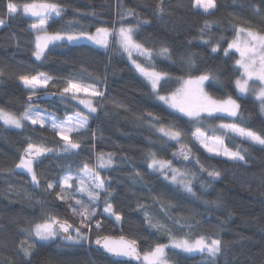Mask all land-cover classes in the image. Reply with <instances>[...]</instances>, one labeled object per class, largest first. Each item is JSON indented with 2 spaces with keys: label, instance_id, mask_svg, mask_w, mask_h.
Returning <instances> with one entry per match:
<instances>
[{
  "label": "trees",
  "instance_id": "16d2710c",
  "mask_svg": "<svg viewBox=\"0 0 264 264\" xmlns=\"http://www.w3.org/2000/svg\"><path fill=\"white\" fill-rule=\"evenodd\" d=\"M58 2L64 5L65 12L49 21V32L66 28L69 21L75 30L91 33L102 26L139 25L135 35L138 41L156 50L166 46L171 53L170 58L154 54L156 70L171 77L161 82V95L179 86L177 77L187 79L210 72L214 78L206 81V92L217 99L230 95L241 107L237 117L202 115L199 120L189 119L155 101L151 86L125 54L116 50L114 40L108 48L86 42H56L49 45L44 58L36 60L32 54L35 35L30 29L36 19L22 12L13 18L0 15L5 20L0 28V69L4 71L0 76V108L16 115L23 113L31 93L18 77L43 72L57 84L52 87L50 82L44 89L57 93L56 99L41 102L44 107L60 119L77 111L89 116L88 130L70 137L81 142L80 149L68 153L62 150L64 141L48 126L24 122L17 129L0 121V264H127L102 253L95 247V240L98 236L123 235L135 239L141 252L156 243L168 244L164 231L149 226L145 210L153 221L159 219L177 236L190 232L193 237L205 235L222 241V251L215 259L206 253L188 255L170 249L171 264H264V147L229 134L224 138L229 149H247L246 162H235L210 155L192 137L197 127L212 134L210 129L222 123H237L264 135V113L258 102L235 87L240 77L235 66L238 54L230 50L226 56L223 51L234 37L233 25L264 32V0H215L216 8L208 14L195 9L194 0H163L162 14L157 12L160 0ZM7 3L0 0V13L6 11ZM128 9L135 14L121 21V13ZM205 21L213 23L202 34ZM218 41L220 49L212 52ZM134 58L144 63L143 57ZM189 58L194 65L189 64ZM69 78L94 84L104 92L102 98H92L95 113L82 111L80 103L70 95L62 99L59 88ZM161 124L179 129L180 141L169 140L157 131ZM29 142L52 149L36 160L38 186L31 182L29 174L15 167ZM181 145L190 149L188 160L173 156ZM102 152L113 154V166L99 172L109 185L110 202L122 215V222L117 223L103 212L101 201L107 195L103 193L93 218L102 223L101 230L93 229L87 239L73 244L60 237L49 242L29 241L35 247L32 255L25 257L19 247L25 241L24 229L42 222L46 214L80 226L79 217L72 214L68 203L57 199L59 187L46 186L48 182L57 183L67 170H78L85 163L94 167L96 155ZM151 152L159 159L171 160L173 167L194 174V194L149 168ZM201 167L205 170L201 171ZM208 171H218L220 176L212 179ZM177 220L191 228L177 225Z\"/></svg>",
  "mask_w": 264,
  "mask_h": 264
},
{
  "label": "snow or ice",
  "instance_id": "6c2138e0",
  "mask_svg": "<svg viewBox=\"0 0 264 264\" xmlns=\"http://www.w3.org/2000/svg\"><path fill=\"white\" fill-rule=\"evenodd\" d=\"M162 4L163 0H160V3L157 5V12L160 14L164 12ZM193 7L203 9V12L208 14L216 8V3L215 0H194ZM20 12L35 18L37 21L30 25L31 31L35 33V49L32 54L36 60L44 58L49 45L59 41L75 42L86 39L96 45L108 48L114 40L119 48L127 54L135 69L150 84L156 98L169 108L193 120L201 119L202 114H206L209 117L217 113H224L230 117L238 116L241 106L236 99H233L230 95L223 99H217L205 91V82L214 78L210 72H204L194 77L189 76L187 79L177 77L176 82L180 86L171 94L161 95V82L167 81L171 77L167 72L156 70L154 54L170 58L171 53L166 46H161L156 50L146 47L144 43L138 41L135 35L139 25H125L121 23L119 28L102 26L97 27L95 32L91 33L84 29L75 30L72 27V22L69 21L66 28L49 32V21L56 17H61L65 12L64 5L59 3L58 0H26L24 3L8 0L6 11L0 13V15L13 18ZM134 14V10L132 9L124 11L121 13V21L125 17L133 16ZM145 22L147 23V21ZM4 23L5 20L0 19V26L4 25ZM212 23L211 21H205L203 28L200 29L201 33L203 34L208 31ZM233 31L234 37L228 42L227 48L223 49V51L226 56L230 54V50H235V53L239 54V58L235 60V66L240 72V77L235 80V87L242 95L251 93L258 102L260 112L264 113V32L245 28L238 24L233 25ZM200 38L203 39V35ZM205 43H208V41H205ZM219 49L220 42L218 41L212 46L211 50L212 52H217ZM137 56L143 57L144 63L138 62L134 58ZM194 63L189 58V64L194 65ZM3 75L4 71L0 69V76ZM18 79L30 90L29 101L32 100V96L36 95L37 90L47 88L50 82L52 87H57L53 77L43 72L36 73L35 75H20ZM250 81L259 82V87H252ZM81 93L85 94L84 98L80 97ZM59 94L61 96L70 95L72 99L78 100L88 110V113H95L97 111L92 98H102L104 96V92L96 88L94 84L84 83L74 78L66 79L63 82V86L59 88ZM148 115L154 120H159V117H153L152 113ZM0 121H3L5 125L17 129L22 128L26 121L31 122L32 125L48 126L55 135L64 141L62 150L68 153L80 149L81 142L70 137L73 133L80 134L88 130L89 116L77 111L70 116H66L64 119H60L52 113H44L29 104L20 115L0 108ZM157 131L169 140L177 142L180 141L182 136V132L174 125L165 126L161 124L157 128ZM214 132H219L221 135L208 136L197 127L192 132V137L207 152L213 153L216 156L226 157L230 161L246 162L245 153L247 149H229L224 143V138L229 134H233L235 137H239L241 140L247 141L252 145L264 147V135L241 127L237 123L219 124L214 129ZM92 135L95 138V133ZM51 151L52 149L43 145L29 142L23 150L19 163L15 167L29 173L31 175V182L38 186L40 179L33 167L34 161ZM173 156H181L184 160H188L190 149L181 145L178 152L173 153ZM149 158V168L161 172L164 174L165 179L179 185L188 193H193L192 180L195 178L194 174L190 175L187 171L173 167L171 160L159 159L154 152L149 153ZM96 159L97 165L95 167H90L85 163L75 175L69 171L57 183L48 182L46 186L47 189L59 187V191L56 192L57 199L68 203L72 214L79 217L80 226L75 227L67 220H61L57 216L46 214L42 222L34 223L30 228L24 229L27 233V238L21 242L19 247L25 257H30L35 247L34 243L29 242L30 238L38 241H49L60 237L65 241L77 243L87 239L88 233L93 229L97 231L101 230L103 227L102 223L93 218L97 215L96 205L103 193H107L104 196L103 212L110 217H115L117 223L122 222V215L114 209L113 204L110 202L112 193L109 191V185L98 171V169H107L113 166V154L98 153ZM204 170L201 167V171ZM208 176L216 179L220 176V173L218 171H208ZM77 193L81 194V196H86L88 202L85 203L83 199H77ZM73 200L75 201L74 204L69 203ZM161 206L164 207L163 204ZM139 207L143 208L144 206L139 205ZM144 215L150 227L164 231L168 235V244L156 243L153 247L141 252L135 239H128L123 235L119 237L106 235L98 236L95 240L96 245L112 256L134 258L140 261V264H171L168 256L170 249L188 254L206 253L213 259L222 251V241L219 238L207 237L205 235L193 237L190 232L177 236L170 229H167L165 225L160 224L158 221L154 222L147 210H145ZM176 224L181 227L187 226L191 228V225L182 224L180 220H177ZM73 230L75 234H73Z\"/></svg>",
  "mask_w": 264,
  "mask_h": 264
},
{
  "label": "rangeland",
  "instance_id": "374dc122",
  "mask_svg": "<svg viewBox=\"0 0 264 264\" xmlns=\"http://www.w3.org/2000/svg\"><path fill=\"white\" fill-rule=\"evenodd\" d=\"M196 9V8H195ZM198 10H200L201 12H203V9H198ZM0 28H1V26H0ZM95 32V31H94ZM93 32V33H94ZM34 35H35V33H34ZM35 39V38H34ZM59 42H61V41H59ZM64 42H68V41H64ZM79 42H86V44L87 43H89V44H92V45H95V46H98L99 48H104V47H101V46H99V45H96V44H94V43H92L91 41H88V40H86V39H82V40H79V41H75V42H68V43H79ZM114 46H115V48H116V50L119 52V53H124L120 48H119V46L115 43V41H114ZM47 50V49H46ZM233 51H235V50H233ZM125 54V56L128 58V56H127V54L126 53H124ZM238 54V53H237ZM238 58H239V54H238ZM132 63V62H131ZM138 74L140 75V73L138 72ZM141 76V75H140ZM143 77V76H142ZM144 78V77H143ZM145 79V78H144ZM148 83V82H147ZM206 83V82H205ZM149 84V83H148ZM150 85V84H149ZM179 85V84H178ZM250 85L252 86V87H259V82H251L250 81ZM180 86V85H179ZM179 86H177L175 89H174V91L179 87ZM204 88H205V85H204ZM44 89H46V88H44ZM44 89H39V90H44ZM29 90V89H28ZM39 90H37V91H39ZM30 91V90H29ZM174 91H172V92H174ZM206 91V90H205ZM171 92V93H172ZM31 93V92H30ZM171 93H169V94H171ZM166 95V94H165ZM168 95V94H167ZM245 95H248V96H250V97H252L253 99H255L254 98V96L251 94V93H249V94H245ZM80 97L81 98H84L85 97V94H83V93H81L80 94ZM155 97V101L156 102H158V103H160V104H162V105H164V107H166V108H168V109H170V110H172V111H175V112H177L176 110H174V109H171V108H169L167 105H165V104H163L161 101H159L157 98H156V96H154ZM70 98H71V96H70ZM62 99H64V96H62ZM72 99V98H71ZM72 100H74V99H72ZM76 101H78V100H74V102H76ZM79 102V101H78ZM81 105V104H80ZM29 106V104L27 105V107ZM31 106L33 107V108H35V109H38V110H41V111H43L44 113H52V114H54L53 112H51L50 110H48L46 107H44L41 103H34V104H31ZM26 107V108H27ZM80 109H82V111H85L86 112V108H84V106L83 105H81V107H80ZM179 113V112H178ZM73 114V113H72ZM72 114H70V115H72ZM181 114V113H180ZM55 115V114H54ZM69 115V116H70ZM183 115V114H182ZM202 115H206V114H202ZM213 115H224V116H228L227 114H224V113H217V114H213ZM187 117V116H186ZM187 118H189V117H187ZM190 119V118H189ZM2 123H3V121H1ZM28 121H26V123H27ZM31 123V122H30ZM4 124V123H3ZM5 125V124H4ZM7 127H10V128H15V127H12V126H9V125H6ZM214 129L215 128H213V129H210V131H211V133L212 134H209L208 132H206V131H203V132H205L208 136H213V135H221V133H219V132H214ZM233 135V134H232ZM239 138V137H238ZM102 153H105V152H102ZM209 153V152H208ZM107 154V153H106ZM210 155H214L213 153H209ZM97 156V155H96ZM214 156H216V155H214ZM219 157H223V156H219ZM224 158H226V157H224ZM35 163H36V161H34V164H33V167H35ZM94 165L96 166L97 165V159H96V157H95V162H94ZM94 166V167H95ZM18 171H23V172H26L25 170H23V169H18V168H16ZM81 169V168H80ZM80 169H78V170H75V171H71L74 175L80 170ZM107 169H109V168H107ZM107 169H98V171H100V170H107ZM70 170H67L62 176H64L67 172H69ZM27 173V172H26ZM27 174H29V173H27ZM29 177H31V175L29 174ZM163 177L165 178V176H164V174H163ZM76 198L77 199H83L84 201H88L87 200V197L86 196H81V194H79V193H77L76 194ZM101 199H102V196H101ZM102 208H104V198L102 199ZM106 214V213H105ZM107 216H109L108 214H107ZM110 217V216H109ZM112 219H114L115 220V217H111ZM155 222H159V223H162L159 219H155L154 220ZM73 234H75V232H74V230H73ZM24 236H25V240H26V238H27V233L24 231ZM58 238V237H57ZM57 238H55V239H57ZM29 241H38V240H35L34 238H30L29 239ZM49 241H51V240H49ZM49 241H38V242H49ZM65 242H67V244H73L72 242H69V241H65ZM182 253V252H181ZM185 254H188V253H185ZM193 254H196V253H193ZM188 255H191V254H188Z\"/></svg>",
  "mask_w": 264,
  "mask_h": 264
},
{
  "label": "water",
  "instance_id": "95a60500",
  "mask_svg": "<svg viewBox=\"0 0 264 264\" xmlns=\"http://www.w3.org/2000/svg\"><path fill=\"white\" fill-rule=\"evenodd\" d=\"M30 95L31 94H29L26 97V103H28V104H34L36 102L37 103L48 102V101H52V100H54V99L57 98V93L52 92V91H46V90L40 91V92H36V95L35 96H32V100L31 101H29V99H28V97ZM113 237H119V236H113ZM95 247L98 250H100L102 253H104L105 255H107V256H109V257H111V258H113V259H115L117 261H120V262H123V263H127V264H139L140 263V261H137L134 258H129V257H115V256H112V255L106 253L100 246L96 245V243H95ZM138 248H139V246H138Z\"/></svg>",
  "mask_w": 264,
  "mask_h": 264
},
{
  "label": "crops",
  "instance_id": "0c3cea01",
  "mask_svg": "<svg viewBox=\"0 0 264 264\" xmlns=\"http://www.w3.org/2000/svg\"><path fill=\"white\" fill-rule=\"evenodd\" d=\"M25 87V86H24Z\"/></svg>",
  "mask_w": 264,
  "mask_h": 264
}]
</instances>
